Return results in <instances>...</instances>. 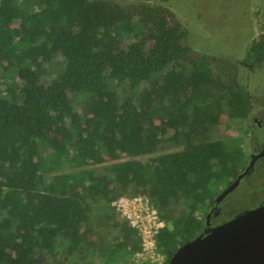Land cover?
I'll use <instances>...</instances> for the list:
<instances>
[{
    "label": "trees",
    "instance_id": "trees-1",
    "mask_svg": "<svg viewBox=\"0 0 264 264\" xmlns=\"http://www.w3.org/2000/svg\"><path fill=\"white\" fill-rule=\"evenodd\" d=\"M187 37L163 4L0 0V264H134L120 196H149L164 264L201 232L248 162L250 99L235 65ZM257 56L263 32L242 62Z\"/></svg>",
    "mask_w": 264,
    "mask_h": 264
},
{
    "label": "rangeland",
    "instance_id": "rangeland-1",
    "mask_svg": "<svg viewBox=\"0 0 264 264\" xmlns=\"http://www.w3.org/2000/svg\"><path fill=\"white\" fill-rule=\"evenodd\" d=\"M113 1L122 4L144 1L167 6L181 23L187 27V43L192 51L198 54H213L228 60L241 73V83L247 90L250 98L260 99L264 102V86H259V90L256 91V83L263 84L262 82L264 81V60L261 62L262 66L259 68L254 66L255 63H248L252 66L251 68L242 62L250 41L257 34L264 33V0ZM238 62L242 64L240 68L237 64ZM57 67L58 65L56 64L51 65L49 70L53 73ZM253 117L264 123V118L260 114L254 113L250 116L247 122L248 130L242 136V144L248 154L253 147L257 146V142L253 137L256 130L252 126L249 127L253 123V120L251 121ZM220 120L223 122L224 135L230 136L231 129L226 115L223 114ZM251 130L255 132L253 135L250 133ZM259 132L260 130H258ZM179 148L163 149L150 154L137 155L135 158L145 161L158 153L173 151ZM110 162V159L103 154L102 162L94 166L99 167ZM238 192L232 190L225 196V199L219 205L218 217L212 216L214 224L221 223L238 212L241 213V210L244 211V209L247 210L264 203V177L250 181L246 186V190L242 191V193ZM116 214L119 217L117 212ZM95 260L97 261L98 257H95Z\"/></svg>",
    "mask_w": 264,
    "mask_h": 264
},
{
    "label": "water",
    "instance_id": "water-1",
    "mask_svg": "<svg viewBox=\"0 0 264 264\" xmlns=\"http://www.w3.org/2000/svg\"><path fill=\"white\" fill-rule=\"evenodd\" d=\"M252 164L253 159L218 193L214 202L232 191ZM166 264H264V203L206 227L179 246Z\"/></svg>",
    "mask_w": 264,
    "mask_h": 264
},
{
    "label": "built area",
    "instance_id": "built-area-1",
    "mask_svg": "<svg viewBox=\"0 0 264 264\" xmlns=\"http://www.w3.org/2000/svg\"><path fill=\"white\" fill-rule=\"evenodd\" d=\"M119 218L137 230L139 249L133 253L134 264H164L165 257L156 244V235L165 223L146 194L120 196L112 202Z\"/></svg>",
    "mask_w": 264,
    "mask_h": 264
},
{
    "label": "flooded vegetation",
    "instance_id": "flooded-vegetation-1",
    "mask_svg": "<svg viewBox=\"0 0 264 264\" xmlns=\"http://www.w3.org/2000/svg\"><path fill=\"white\" fill-rule=\"evenodd\" d=\"M259 34H257V36ZM263 60H264V57L257 56L252 63H255L254 66L256 68H259V67L262 66L261 62ZM247 65L250 66V64H247ZM250 67L252 68V66H250ZM262 83L263 84H260V83L257 84L256 83V91L259 90V88H260L259 86H262V87L264 86V81ZM249 99H250V104H249V109H250L249 110V118L254 113H256L258 115L260 114L264 118V102H262V100H260V99L250 98V96H249ZM249 118H248V120H249ZM251 121L253 123L250 124L249 127L252 126L256 130V133L253 130H251L250 133L252 135L255 133L253 135V137L255 138V140L257 142V146L253 147V149L251 150V152H249L248 162H247L246 166L250 163V160L251 159H253V164L250 167V169L248 170V172L240 179L239 183L236 185V187L233 189V191L242 182H245V186H247V184L250 181L256 180V179H260V178H263L264 177V123L261 120H258L256 117H253L251 119ZM258 130H260L259 133H258ZM243 170H241L240 172H242ZM245 190H246V188H245ZM224 199H225V197H223L222 199H220V201L218 203L214 202V203L210 204V207H209V209H208V211L206 213V215L208 213L210 214L209 215V224L207 226H206V224H204L203 228L201 229V232L206 227L211 226V225H215V224H213L214 220L212 219V216H217L218 217V214H219V205H220L221 202H223ZM205 220H206V218H205Z\"/></svg>",
    "mask_w": 264,
    "mask_h": 264
}]
</instances>
